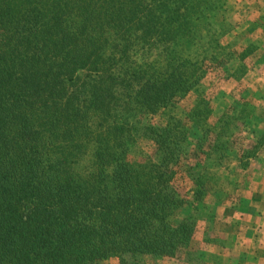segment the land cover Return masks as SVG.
<instances>
[{"label": "trees", "instance_id": "1", "mask_svg": "<svg viewBox=\"0 0 264 264\" xmlns=\"http://www.w3.org/2000/svg\"><path fill=\"white\" fill-rule=\"evenodd\" d=\"M222 6L0 0V264L173 257L189 245L194 226L170 221L181 201L168 186L188 125L210 112L201 96L183 120L171 110L221 55ZM140 136L154 157L130 156Z\"/></svg>", "mask_w": 264, "mask_h": 264}, {"label": "rangeland", "instance_id": "2", "mask_svg": "<svg viewBox=\"0 0 264 264\" xmlns=\"http://www.w3.org/2000/svg\"><path fill=\"white\" fill-rule=\"evenodd\" d=\"M212 30L220 57L171 110L183 120L201 96L210 112L204 122L188 125L168 186L181 201L170 221L192 223V239L173 257L114 254L96 264H219L240 229L238 215L264 205V173L256 160L264 144V0H223ZM130 153L138 161L154 157V144L140 136Z\"/></svg>", "mask_w": 264, "mask_h": 264}, {"label": "crops", "instance_id": "3", "mask_svg": "<svg viewBox=\"0 0 264 264\" xmlns=\"http://www.w3.org/2000/svg\"><path fill=\"white\" fill-rule=\"evenodd\" d=\"M257 154V164H259L263 174L264 144ZM263 194V192L260 194L261 202L264 201L262 199ZM256 198L251 203H258L259 196ZM251 203H248V205H252ZM249 211L238 215L240 229L234 232L236 239L230 243L231 247L224 256L222 255L219 264H264V205L261 209L254 210L253 213ZM231 238L233 239V237Z\"/></svg>", "mask_w": 264, "mask_h": 264}]
</instances>
